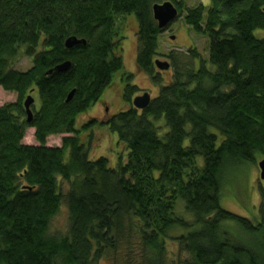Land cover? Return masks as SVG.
Wrapping results in <instances>:
<instances>
[{"label": "trees", "instance_id": "1", "mask_svg": "<svg viewBox=\"0 0 264 264\" xmlns=\"http://www.w3.org/2000/svg\"><path fill=\"white\" fill-rule=\"evenodd\" d=\"M208 1L184 10L178 0H0V88L17 95L0 105V264H166L170 240L185 264H264V215L251 221L221 204L238 166L264 159V37L255 36L264 0ZM165 2L208 39V58L196 47L171 52L172 80H154L160 93L146 109L78 129L118 74L126 102L137 94L120 16L135 17L137 66L153 75L167 29L153 7ZM70 37L85 44L69 49ZM22 57L32 60L24 72L14 68ZM32 93L40 107L28 123ZM96 127L116 136L126 159H89ZM29 128L39 146L23 144ZM58 135H68L61 147L46 146ZM63 203L68 228L52 233Z\"/></svg>", "mask_w": 264, "mask_h": 264}, {"label": "rangeland", "instance_id": "2", "mask_svg": "<svg viewBox=\"0 0 264 264\" xmlns=\"http://www.w3.org/2000/svg\"><path fill=\"white\" fill-rule=\"evenodd\" d=\"M182 3L184 10L187 8L192 9L200 4L209 6L208 0H178ZM184 15V14H183ZM135 17H124L118 18L117 27L119 32L124 37L123 48H124V72L132 74L133 79L131 85L136 89V93L145 92L149 93L151 98L158 97L160 93V83H155L159 77H161L162 85H167L171 82L173 77V71L170 68L167 71L160 70L156 67L155 61H169L166 57L171 52L177 54L186 53L191 47H196L200 52L202 58H208V47L209 41L204 36L194 34L191 29L184 23L183 16L174 21L167 30L162 33L159 40L158 54L155 56L154 71L150 77L146 73L142 72L137 66V22ZM255 36L258 38L264 37V30L255 31ZM32 66V60L27 57L20 58L14 68L18 71H27ZM157 76V77H156ZM121 74L116 76L115 84L112 88L103 95V98L94 106L90 108L84 114L78 116L76 120V127L79 129L85 123L92 119L106 122L114 115L121 111L132 108L134 97H138L137 94L131 98V102L125 100V84L120 82ZM120 83V84H119ZM144 93V94H145ZM141 95V96H144ZM32 97L36 100L34 107H40V102L37 93H32ZM17 95L12 92H6L0 88V105L4 106L8 103L15 102ZM35 129L29 128L26 130L23 144L39 146L38 141L35 138ZM93 142L88 149V157L91 160H95L99 157L105 156L111 162V166H116L119 159H126L128 152L124 145L117 141L116 136H113L109 131L104 128H95L92 132ZM68 135L50 136L47 139L46 146L51 148H59L62 146V140ZM125 161V160H124ZM261 158L257 159L255 163L241 164L238 166L237 171L233 175V182L228 178V184L224 191L221 200L222 207L240 217L247 218L251 221H259L264 215V180L260 177L261 171L259 168V162ZM230 180V181H229ZM231 183V184H230ZM188 219L190 216L185 215ZM68 209L67 205L63 203L61 210L55 217L51 226L52 233L65 232L68 228ZM181 231L176 230L172 233L173 236L179 235ZM178 244L175 240L168 241L166 264H185V256L180 252ZM110 264L109 262H104Z\"/></svg>", "mask_w": 264, "mask_h": 264}, {"label": "water", "instance_id": "3", "mask_svg": "<svg viewBox=\"0 0 264 264\" xmlns=\"http://www.w3.org/2000/svg\"><path fill=\"white\" fill-rule=\"evenodd\" d=\"M154 19L158 23L159 28L166 29L179 17V12L175 5L172 2H165L163 4H156L153 7ZM80 44H85L84 40H80L76 37H70L66 41V47L72 49L75 46ZM155 65L157 68L163 71H167L171 68V65L168 61L156 60ZM70 67V62H65L57 66L54 70L56 71H66ZM53 70L49 71V74ZM74 92H71L67 101H70L73 97ZM152 98L149 93H145L144 96H138L133 99L132 103L136 109H146L151 103ZM35 99L32 96H28L24 102V107L27 115V122L30 123L33 120V112L31 106L34 104ZM259 168L261 171V179L264 180V159L259 162Z\"/></svg>", "mask_w": 264, "mask_h": 264}, {"label": "flooded vegetation", "instance_id": "4", "mask_svg": "<svg viewBox=\"0 0 264 264\" xmlns=\"http://www.w3.org/2000/svg\"><path fill=\"white\" fill-rule=\"evenodd\" d=\"M166 30H167V29H166ZM166 58L168 59V57H166ZM144 93H145V92H140V93L137 94V96H141V95H143ZM135 97H136V96H135ZM135 97H134V98H135Z\"/></svg>", "mask_w": 264, "mask_h": 264}]
</instances>
